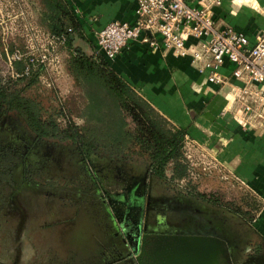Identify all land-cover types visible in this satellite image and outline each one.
Wrapping results in <instances>:
<instances>
[{"label":"rangeland","instance_id":"rangeland-1","mask_svg":"<svg viewBox=\"0 0 264 264\" xmlns=\"http://www.w3.org/2000/svg\"><path fill=\"white\" fill-rule=\"evenodd\" d=\"M36 12L35 0H0V45L3 52L13 48L25 52L34 48L46 50L50 57L45 67H39L37 84L25 88L22 93L36 98L44 107H62L63 115L73 122L79 124L83 120L87 121L91 133L97 139L104 143L115 142L120 134V113L92 80L81 81V91L85 93L84 105L77 83L64 69L68 54L64 43L46 33L38 23ZM14 71L12 66H8L5 54L0 55V76L16 80ZM92 104L97 105L90 109ZM190 140L185 136L182 147L186 175L180 180L172 179L171 186H165L147 175L145 180L142 160L117 161L98 156L96 163L105 170L98 176L99 180H104L101 186L111 190L122 189L129 183L139 185V180H144L145 195L140 189L133 195H125L129 197L131 216L139 210L136 208L139 197H145V202L146 199L150 200V205L142 211L143 222L148 229L173 236H203L214 240L232 232L241 239L250 236V242L264 247L252 227V219L262 205L261 198ZM66 149L65 146L55 149L53 157L56 158V150L65 157ZM14 170L12 187L18 183L21 175L19 167ZM113 176L118 179L111 180ZM166 176H170L168 169ZM119 178H124V181L121 182ZM12 187H8L6 194ZM183 188L194 193L217 194L221 202H228L238 213H247L245 219L224 207H213L209 201L180 194L178 189ZM54 198L21 190L12 202L6 204L0 214V264H72L84 259L87 252L81 246L84 231L89 225L93 227L100 222H107V216L112 215L111 209L91 204L89 208L88 205L76 210L66 207L63 200H59L62 198ZM254 259L256 263L263 262L264 252ZM87 262L86 259L80 263Z\"/></svg>","mask_w":264,"mask_h":264},{"label":"crops","instance_id":"crops-1","mask_svg":"<svg viewBox=\"0 0 264 264\" xmlns=\"http://www.w3.org/2000/svg\"><path fill=\"white\" fill-rule=\"evenodd\" d=\"M64 1L88 42L108 22L130 23L135 18V0ZM212 12L218 26H229L250 41L264 31V0H218ZM107 63L159 115L184 129L195 146L261 198L252 227L264 243V127H242L232 118L224 98L229 83L206 82L188 58L152 49L139 39L128 42ZM231 67L225 62L219 71L228 79Z\"/></svg>","mask_w":264,"mask_h":264},{"label":"trees","instance_id":"trees-1","mask_svg":"<svg viewBox=\"0 0 264 264\" xmlns=\"http://www.w3.org/2000/svg\"><path fill=\"white\" fill-rule=\"evenodd\" d=\"M37 3V20L49 35L62 38L68 52L64 62L65 72L77 83L82 99L81 81H94L112 101L122 117L120 134L115 142L104 143L93 136L90 125L83 120L77 124L63 115L62 107H44L36 98L24 95L22 91L37 84L39 67L30 71L27 76L11 80L8 76H0V111L15 112L36 138L45 139L76 148L83 158L95 161L98 156L117 161L142 160L147 176H151L165 186H171L172 179L185 177L187 167L183 157V141L185 130L172 126L159 115L151 105L114 70L107 61L93 54L91 43L88 42L80 26L64 0H35ZM84 41L89 50L86 52L79 45L73 44L70 36ZM10 49H8L9 51ZM5 53L0 45V55ZM23 62H14L13 68L19 72ZM41 67V66H40ZM83 101V102H84ZM86 101L84 102V105ZM84 105L82 107H84ZM97 104H92L90 109ZM11 146L0 142V214L12 194L14 169L19 167V159ZM100 166L97 164V167ZM24 177L31 173L22 165ZM95 171L97 176L104 171ZM170 176H166V170ZM178 192L198 197L223 205L228 210L245 219L247 213H238L228 202H221L217 194L194 193L187 188Z\"/></svg>","mask_w":264,"mask_h":264},{"label":"flooded vegetation","instance_id":"flooded-vegetation-1","mask_svg":"<svg viewBox=\"0 0 264 264\" xmlns=\"http://www.w3.org/2000/svg\"><path fill=\"white\" fill-rule=\"evenodd\" d=\"M1 141L11 146L20 157L19 185L14 183L13 192L7 204L16 198L19 191L26 190L49 199L62 198L59 200H63V204L71 209L77 210L81 207L84 209L88 205L89 208L91 204L101 205V208L106 207L107 210L111 209L112 215L107 216V222H100L93 227L89 225L81 237V246L87 251L84 259H81V261L88 260L85 264H189L188 262L178 263L177 260L172 259L175 243L169 236L173 235L148 229L143 222L142 211L150 205L149 199L145 202V197H139L140 202L136 207L139 210L137 209L136 214L131 216L129 197L125 194L133 195L132 193L138 189L143 192L144 180H139V185L134 182L129 183L122 189L111 190L102 187L101 181L104 180H99V177L95 175V171L101 170L100 166L97 167L98 163L83 158L72 146L36 138L20 117L12 111H0ZM64 146L67 148L64 152L65 157L59 150L55 152L56 158L53 157L54 150ZM20 165L28 168L31 173L29 177H24ZM145 175L144 170L146 180ZM114 177L111 180L118 179ZM123 179L119 178L121 182L124 181ZM194 199L202 200L198 197ZM209 202L213 207H224L221 204ZM215 241L218 244L220 257L218 264H264V261L256 263L254 259L264 252V247L250 242V236L241 239L230 232L224 238H215ZM81 261L72 264H84L80 263Z\"/></svg>","mask_w":264,"mask_h":264},{"label":"built area","instance_id":"built-area-1","mask_svg":"<svg viewBox=\"0 0 264 264\" xmlns=\"http://www.w3.org/2000/svg\"><path fill=\"white\" fill-rule=\"evenodd\" d=\"M215 5L218 0H135L132 22L111 21L94 32L90 40L93 54L108 61L128 42L139 39L152 49L161 48L174 56L186 57L206 82L229 83L224 98L237 124L263 128L264 31L250 41L229 26H218L212 12ZM154 34L158 39L152 37ZM4 53L9 67L14 62L24 64L21 71L13 72L14 78L27 76L50 61L43 49L20 52L13 48ZM225 62L232 66L228 79L219 71Z\"/></svg>","mask_w":264,"mask_h":264},{"label":"water","instance_id":"water-1","mask_svg":"<svg viewBox=\"0 0 264 264\" xmlns=\"http://www.w3.org/2000/svg\"><path fill=\"white\" fill-rule=\"evenodd\" d=\"M73 44L79 45L84 51H88L87 44L70 36ZM174 241L172 259L189 264H218L220 262L218 244L213 238L202 236H169ZM136 250V248H135Z\"/></svg>","mask_w":264,"mask_h":264}]
</instances>
